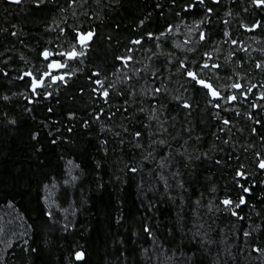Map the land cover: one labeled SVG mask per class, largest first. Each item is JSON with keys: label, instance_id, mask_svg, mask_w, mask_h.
Returning <instances> with one entry per match:
<instances>
[{"label": "trees", "instance_id": "1", "mask_svg": "<svg viewBox=\"0 0 264 264\" xmlns=\"http://www.w3.org/2000/svg\"><path fill=\"white\" fill-rule=\"evenodd\" d=\"M261 163L264 0H0V264H264Z\"/></svg>", "mask_w": 264, "mask_h": 264}, {"label": "snow or ice", "instance_id": "2", "mask_svg": "<svg viewBox=\"0 0 264 264\" xmlns=\"http://www.w3.org/2000/svg\"><path fill=\"white\" fill-rule=\"evenodd\" d=\"M11 2H13V3H20L21 0H11ZM200 2L203 3V0H200ZM91 36H92V33H88L86 36H85V35L80 36L81 43L83 44L86 40L90 39ZM201 38H203V37H201ZM137 42H138V41H137ZM49 55H50V54H49L48 52H45V53H44L45 58H47ZM70 55H71V56H75L76 53L73 52V53H71ZM58 66H59V65H58ZM207 66H208L207 64L204 65V67H207ZM189 75L192 77V79H196L195 74L189 73ZM199 83H201L205 88H209V89H210V85L204 83L203 81H199ZM233 87H234V88H239V85H233ZM105 95H107V93H105ZM212 95H213V96H217L218 93H216L215 91H212ZM232 99H235V97H232ZM185 107H188V105L186 104ZM260 167L264 168V163H261ZM245 191H248V190L245 189ZM243 202H244L243 199H241L240 203H243ZM223 203H224L226 206H228V205H230L232 202H231L230 200H224ZM236 206L239 207L240 205L237 204ZM234 214H235V213H234ZM82 257H83V253H77V255H76V258H77V259H82Z\"/></svg>", "mask_w": 264, "mask_h": 264}, {"label": "water", "instance_id": "3", "mask_svg": "<svg viewBox=\"0 0 264 264\" xmlns=\"http://www.w3.org/2000/svg\"><path fill=\"white\" fill-rule=\"evenodd\" d=\"M87 35V34H86ZM85 35V36H86ZM91 39H92V36H91V38L90 39H88V40H86L83 44L81 43V40H80V37H79V39H78V44H79V46H81V47H86L87 45H89V43L91 42ZM201 84V83H200ZM202 85V84H201ZM203 86V85H202Z\"/></svg>", "mask_w": 264, "mask_h": 264}]
</instances>
